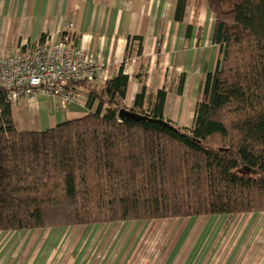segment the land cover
<instances>
[{
    "label": "trees",
    "instance_id": "16d2710c",
    "mask_svg": "<svg viewBox=\"0 0 264 264\" xmlns=\"http://www.w3.org/2000/svg\"><path fill=\"white\" fill-rule=\"evenodd\" d=\"M208 4L223 58L192 129L165 118V90L136 97L146 121L119 119L123 68L73 86L95 112L41 132L0 91V232L264 213V0Z\"/></svg>",
    "mask_w": 264,
    "mask_h": 264
},
{
    "label": "crops",
    "instance_id": "0c3cea01",
    "mask_svg": "<svg viewBox=\"0 0 264 264\" xmlns=\"http://www.w3.org/2000/svg\"><path fill=\"white\" fill-rule=\"evenodd\" d=\"M69 24L74 49L103 69L96 85L103 86L123 68L129 79L124 102L128 110L144 88L149 95L165 90V118L180 128H193L202 87L223 58V49L214 42L216 17L208 0H0V55L56 42ZM79 94V102L65 112L48 97L21 98L12 105L17 129L46 131L99 108L98 97L90 108V93L80 88ZM185 220L177 238L181 243L191 234L196 242L215 235L217 254L223 241L236 240L223 264H264V213ZM144 224L140 222L138 235ZM72 244L67 228L0 232V264H102L81 259L83 246L73 250ZM238 250L239 259H234Z\"/></svg>",
    "mask_w": 264,
    "mask_h": 264
},
{
    "label": "rangeland",
    "instance_id": "374dc122",
    "mask_svg": "<svg viewBox=\"0 0 264 264\" xmlns=\"http://www.w3.org/2000/svg\"><path fill=\"white\" fill-rule=\"evenodd\" d=\"M187 218L167 219L145 222L143 234L138 235L137 222H121L104 225L67 227L72 239V249L82 245L79 254L91 261H103L102 264L118 262L120 264H163L172 260L175 264L199 261L200 264H223L232 253L230 248L235 242H222L221 252L216 254L219 244H213L214 236L209 235L201 241L192 234L181 243L178 236L186 227ZM142 225V224H141ZM141 232V231H140ZM224 230L222 231V234ZM210 234V233H209ZM212 235V233H211ZM229 239V238H228ZM232 239V238H231ZM201 242V243H200ZM239 248V246H238ZM212 249V250H211ZM239 250L233 253L239 259ZM80 258V257H79ZM213 260V262H212ZM215 260V261H214ZM196 263V262H195Z\"/></svg>",
    "mask_w": 264,
    "mask_h": 264
},
{
    "label": "built area",
    "instance_id": "2783aa9c",
    "mask_svg": "<svg viewBox=\"0 0 264 264\" xmlns=\"http://www.w3.org/2000/svg\"><path fill=\"white\" fill-rule=\"evenodd\" d=\"M72 25H66L58 41L31 46L18 54L0 55V91L14 104L23 97H48L65 112L79 102V83H96L102 67L73 47Z\"/></svg>",
    "mask_w": 264,
    "mask_h": 264
},
{
    "label": "water",
    "instance_id": "95a60500",
    "mask_svg": "<svg viewBox=\"0 0 264 264\" xmlns=\"http://www.w3.org/2000/svg\"><path fill=\"white\" fill-rule=\"evenodd\" d=\"M119 119L121 120H129V121H135V122H143L147 120V117L141 116L132 110L123 109L119 112L118 115Z\"/></svg>",
    "mask_w": 264,
    "mask_h": 264
}]
</instances>
